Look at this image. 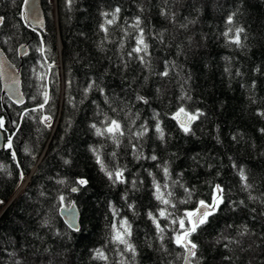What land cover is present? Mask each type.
Masks as SVG:
<instances>
[{"label": "trees", "instance_id": "16d2710c", "mask_svg": "<svg viewBox=\"0 0 264 264\" xmlns=\"http://www.w3.org/2000/svg\"><path fill=\"white\" fill-rule=\"evenodd\" d=\"M212 1L58 0V25L54 7L43 0L46 23L39 30L25 21V0H0V44L22 66L26 97L23 106L12 103L0 80V119L5 140L12 137V147L0 149V200L17 196L0 216V264H119L110 238L121 219L131 226L136 249L134 257L125 254V264H183L185 251L173 242L179 225L171 220L201 200L211 204L216 185L223 203L190 236L198 245L192 264H264V0H221L216 11ZM116 8L115 22L107 25L112 17L103 13ZM137 17L148 44L146 64L128 55L139 35ZM237 28L244 29L240 47L229 42ZM24 43L29 51L20 58ZM166 70L167 76L160 75ZM45 92L48 103L39 109ZM180 107L203 113L188 133L181 117L173 119ZM44 115L59 118L52 137L54 125L41 122ZM105 117L121 124L118 145L91 127L103 128ZM142 125L148 132L136 138ZM97 154L108 171L124 169L126 182L110 180ZM152 155L158 159L144 158ZM80 179L87 184H78ZM154 179L174 208L155 198ZM73 202L81 212L77 231L60 215ZM161 208L173 215L159 217ZM149 212L165 228L163 241ZM225 237L239 243L225 248ZM96 249L108 260L94 258Z\"/></svg>", "mask_w": 264, "mask_h": 264}, {"label": "snow or ice", "instance_id": "6c2138e0", "mask_svg": "<svg viewBox=\"0 0 264 264\" xmlns=\"http://www.w3.org/2000/svg\"><path fill=\"white\" fill-rule=\"evenodd\" d=\"M27 2V0H25ZM165 4L168 3V0H164ZM69 3H71V0H69ZM120 9L116 8L115 11L111 14L109 13H103V15L107 18L109 15H111V19H106L105 23L107 25H112L116 18L117 14L119 13ZM161 15L162 16H169V12L166 9H161ZM234 15V14H233ZM171 20H175V13H171L170 16ZM4 18L0 17V23H3ZM227 22L229 24L233 23V16H229ZM141 21L140 18L137 17L135 24L133 25L134 28H137L139 30V35L135 38L136 40V46L132 48V50L128 53L129 57H132L133 54H135L136 58L140 60L142 64H146L145 56L149 55L147 49L148 44L145 42L144 38V30L139 27ZM180 27L184 28L186 25L181 24ZM101 29L107 33L108 29L105 27L104 24L101 25ZM244 32L243 28H237L235 29L234 34L229 38V42L235 44L236 46L240 47L242 46L241 42V33ZM229 33H232V29H229L227 32L224 33L226 37H229ZM41 52H43V49H40ZM143 53V55H141ZM2 67V65H0ZM162 76H167L168 72L167 70L160 73ZM92 85L90 84L88 88L90 89ZM86 89L85 91H87ZM48 94L45 92L43 94V103L38 105L39 109H43L44 105L48 103ZM139 100H143L145 103H147L146 100H144L143 97H137ZM37 109H33V111H36ZM115 111V109H114ZM203 115V113L197 111L195 114L189 113L186 111L184 107H180L177 112L174 114L173 119H178L180 117H183V119H178V123L180 124V127L183 129L185 133H188L190 131V128L188 126L189 123L192 121H195L199 118V116ZM259 115L264 116V112L259 113ZM50 117H43L42 121L43 123H47L50 121ZM47 126H50L48 124ZM4 127V122L2 119H0V128ZM91 127L95 130V134L97 136H108L110 137L117 145L119 144V137L124 135V131L121 128V124L119 121L115 119H109L108 117H105V126L103 128L97 127V125L94 123L91 125ZM155 130L157 133H159V138L161 140L164 139V132L162 128L160 127V124L157 123L155 126ZM262 132H264V129H261ZM148 132V128L145 125L141 126V130L135 133L136 138H142L144 135H146ZM8 148L12 147V138L11 136L8 137ZM133 151H136V145H132ZM27 151V149H25ZM93 152H97L96 149H93ZM113 156H115V153H113ZM13 158H15V153L13 152ZM137 158H141L137 156ZM146 159H151L153 161L157 160V156L152 155L151 157H144ZM67 163V161H66ZM97 163L101 165V170L105 172V174L108 176L110 180H113V182H120L125 183L126 180L124 179V169H117L114 172L108 171L103 162L100 159V156L97 154ZM163 172L165 175V178L169 176L168 167L165 165L163 166ZM151 175V173H149ZM21 179H23V173L20 174ZM240 177L241 180L245 182V188H250L251 185L247 184V176L244 173V170H240ZM78 184L84 185L87 184V181L84 179H80L77 181ZM133 184H135V181H133ZM153 185L155 188V198L163 205H170L171 207H175V204H172L171 201L167 198H165L164 192L161 191V185L154 179ZM169 185L165 183L163 185V188L167 189ZM72 191H77L76 188H73ZM187 191V190H186ZM172 195L171 192L167 193V196L170 197ZM64 197L61 196L60 200L63 201ZM187 202V201H183ZM2 203V202H0ZM223 203V189L220 187V185H216L213 192V198L212 203L208 204L205 201L201 200L199 202L198 207H196L194 210L186 211L184 213L183 217L173 218L171 220V224L176 225L178 223L179 228L175 230V234L173 236V242L177 245V247H181L184 249L185 253L187 255L184 257L187 264H191V258L196 257V249L198 247L197 244L191 241L190 236L197 231L198 228H200L202 225L206 224L208 222V217L213 215L215 211L219 208V205ZM131 207V205H129ZM67 211V210H66ZM74 212V209L72 210ZM173 214L171 212H168L167 208H161L159 210V217L168 219ZM114 216H115V210H114ZM148 216L150 219L153 220V223L156 225L157 232L160 234V239L163 241L165 232V228H162L157 217L153 215L152 212L148 213ZM185 220H187V226L185 224ZM247 234V229H245L244 232L239 233V235L244 236ZM131 235V226L128 224L126 219H121L119 222V227H117L116 223H113L112 225V235H111V242L115 245H117V252L118 255L121 257V260L119 261V264H125L127 257L125 256L126 253H131L132 257L136 254L135 246L130 243L129 237ZM225 240H227V243L224 244V247L227 248L230 243H239V241H234L231 238L225 237ZM219 242V241H218ZM123 245V248L121 249L119 246ZM96 259L101 260H108L107 255L102 249H96L95 250V257ZM227 259V257H226ZM16 264H20L19 261L16 262Z\"/></svg>", "mask_w": 264, "mask_h": 264}, {"label": "water", "instance_id": "95a60500", "mask_svg": "<svg viewBox=\"0 0 264 264\" xmlns=\"http://www.w3.org/2000/svg\"><path fill=\"white\" fill-rule=\"evenodd\" d=\"M43 0H27V2L24 3L23 6V13L25 21L27 22L30 27L34 29L42 30L45 27L46 18L45 13L43 9ZM55 19L57 24L59 25V19H58V0H56L55 5ZM1 24V23H0ZM62 48V46H61ZM19 57L24 58L29 51L28 44H22L19 46ZM0 80H1V86H2V95L3 97H8V99L18 105L23 106L26 103V97L23 90V77H22V66L17 65L15 62H13L2 45L0 44ZM183 117H181L182 119ZM59 121V118L57 120V123ZM189 125V124H188ZM56 129V126L53 130V133L51 137L54 134V131ZM5 148V135L3 128H0V149ZM48 148V144L45 148V151L43 152L40 160L38 161L35 168L32 170V172L29 174L32 178V176L36 173L37 167L39 166V163L41 162L42 157L45 155L46 149ZM31 182V179H30ZM29 182V183H30ZM78 190V187H75ZM14 197V196H13ZM16 197L7 205L9 206ZM6 206V207H7ZM74 209V212L72 211ZM6 210V208L2 211ZM67 210V211H66ZM0 215V216H1ZM60 215L63 218L66 225L74 230L77 231L81 227V212L75 202L71 203L70 205H65L60 210ZM187 253H185V256ZM183 264H187V262L183 261ZM191 264H192V258H191Z\"/></svg>", "mask_w": 264, "mask_h": 264}, {"label": "rangeland", "instance_id": "374dc122", "mask_svg": "<svg viewBox=\"0 0 264 264\" xmlns=\"http://www.w3.org/2000/svg\"><path fill=\"white\" fill-rule=\"evenodd\" d=\"M50 1V3L52 4V6L54 7V9H55V5H56V2H55V4H54V2H53V0H49ZM213 2V5H212V7H213V9L216 11L218 8V3L220 4L221 3V0H213L212 1ZM56 20V19H55ZM57 23V22H56ZM61 46H62V42H61V39L59 38V43H58V48H59V50H61ZM43 117H45V115L43 116ZM49 117V116H48ZM51 118V117H50ZM48 124H50L51 123V121H48L47 122ZM47 123H45L46 125H48ZM53 124V123H52ZM37 165V164H36ZM34 168H35V166H34ZM37 170H38V167H37ZM25 177L26 176H23V179H21L20 180V182L21 181H23L24 179H25ZM25 182H24V184H23V186L27 183V178L24 180ZM19 182V183H20ZM27 186H28V183H27V185H26V187L25 188H27ZM26 189H24L22 192H24ZM22 194V193H21ZM20 194V195H21ZM15 197V196H14ZM14 197L12 198V200L14 199ZM10 201L11 200H9L8 202H3V201H1L0 200V202H2V203H0V214L2 213V210L4 209V208H6V206L10 203ZM117 227H119V223L117 222Z\"/></svg>", "mask_w": 264, "mask_h": 264}, {"label": "bare ground", "instance_id": "6f19581e", "mask_svg": "<svg viewBox=\"0 0 264 264\" xmlns=\"http://www.w3.org/2000/svg\"><path fill=\"white\" fill-rule=\"evenodd\" d=\"M50 121H51V123H50V125L53 123L54 124V121H53V119L51 118L50 119ZM48 124V123H47ZM27 176H29V179H28V184H29V182H30V179H31V176L30 175H27ZM17 197V196H16ZM12 198H13V196H12Z\"/></svg>", "mask_w": 264, "mask_h": 264}]
</instances>
